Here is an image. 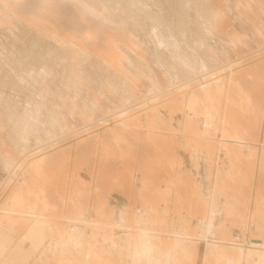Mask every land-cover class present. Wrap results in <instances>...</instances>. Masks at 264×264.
I'll return each instance as SVG.
<instances>
[{"label": "rangeland", "instance_id": "obj_1", "mask_svg": "<svg viewBox=\"0 0 264 264\" xmlns=\"http://www.w3.org/2000/svg\"><path fill=\"white\" fill-rule=\"evenodd\" d=\"M150 1L0 0V264H264V0Z\"/></svg>", "mask_w": 264, "mask_h": 264}, {"label": "bare ground", "instance_id": "obj_2", "mask_svg": "<svg viewBox=\"0 0 264 264\" xmlns=\"http://www.w3.org/2000/svg\"><path fill=\"white\" fill-rule=\"evenodd\" d=\"M35 1H37V0H35ZM107 0H80V2H81V4H82V6H80V8H79V10H81L82 12H84V10H85V7L84 6H91V7H93V8H95V9H99V10H105V11H107L106 12V15H108V16H111V17H108L107 16V18H111V19H118V21H119V19L121 18V20L123 19L122 17H125L126 18V21L128 20V21H130V23L132 22V23H135V21H137V20H139V19H141L143 16H149L147 13H149V12H147L150 8H148V7H146V9H144L142 6H141V3L142 2H140V0H125L126 1V5H125V3H121V4H124L125 5V7L124 8H122V11L120 12H118V10L120 9L121 10V8H117V9H115V10H117V12L116 11H113V10H110L111 9V7L113 8V4H112V2L111 1H109V2H111L110 4L109 3H107L106 2ZM119 2H121L120 0H118ZM124 1V2H125ZM152 1V0H151ZM151 1H150V3H151ZM173 1V0H172ZM171 1V2H172ZM175 1V3H176V0H174ZM113 2H115L114 0H113ZM178 2V1H177ZM189 2V4L190 3H192V4H195V5H199V7H201V9H199V12L198 13H200V10H201V14L199 15L201 18L202 17H205L206 19H210V16L212 15V13H211V9L209 8V6H208V4L206 3V1L205 0H179V2H178V4H179V6L181 5L183 8L182 9H185V5L187 4ZM29 3H33L32 1L31 2H29ZM28 3V4H29ZM35 3V2H34ZM158 3H159V1H158ZM174 3V4H175ZM208 3H209V1H208ZM38 4H41V3H38ZM38 4H36L35 6H37ZM112 4V5H111ZM155 4H157V2L155 3ZM171 4H173V3H171ZM173 4V5H174ZM30 5V4H29ZM28 5V6H29ZM44 5V4H43ZM109 5H111V7L109 6ZM115 5V4H114ZM117 5H119L118 3L116 4V6ZM135 5V6H134ZM144 5H146V4H144ZM27 6V8H30V7H28ZM31 6V5H30ZM32 6H34V5H32ZM48 6V5H47ZM115 6V7H116ZM121 6V5H120ZM120 6H117V7H120ZM156 6H158V4L156 5ZM178 5H176V7H177ZM187 6V5H186ZM42 7H44V6H42ZM41 7V5H40V8H42ZM46 7V6H45ZM135 7V8H134ZM145 7V6H144ZM188 8H189V6H187ZM190 7H191V4H190ZM193 7H194V5H193ZM196 7H198V6H196ZM32 8V7H31ZM33 8H35L37 11H38V8H39V6H38V8H36V7H33ZM39 8V10H41ZM46 8H49V7H46ZM178 8H180V7H178ZM177 8V9H178ZM188 8H186V9H188ZM34 9V10H35ZM52 9V8H51ZM196 9V8H195ZM6 10V9H5ZM35 10V11H36ZM43 10H45V8H43ZM47 10V9H46ZM49 10V9H48ZM48 10H47V12H48ZM72 10H73V8H72ZM156 10V9H155ZM179 10V9H178ZM197 10V9H196ZM51 11H53V9L51 10ZM86 11V10H85ZM183 11V10H182ZM72 12V11H71ZM160 12V11H159ZM37 13H41L42 14V12H37ZM44 13V12H43ZM74 12H72V14H73ZM90 13V12H89ZM104 13V12H103ZM180 13H182V12H180ZM180 13H178V14H180ZM185 13H187V12H185ZM185 13L183 12V14L180 16V18H179V21L177 22L178 23V25H173L172 23H171V21H169V18H168V22H166V24L168 23V26L167 27H169L168 28V30L166 31V29H165V32L163 31V33H162V35L160 36L161 38H159V37H157V38H159V40H158V43H159V46H163V47H165L166 46V48L167 47H174V50L176 51V52H178V54H181V56H180V60L179 61H181L184 57H186V52H185V50H186V46H185V44H184V42H185V40H186V35H187V29L188 28H186L187 26L185 25L186 23V20H185ZM45 14V13H44ZM71 14V15H72ZM102 14V13H101ZM152 14H157V13H155V11L152 13ZM177 14V15H178ZM53 17L54 16H56V18H57V15H58V17H59V13L58 14H51ZM74 15H75V13H74ZM91 15H93V14H91ZM104 15V14H103ZM161 15H162V12H161ZM164 15V14H163ZM163 15L162 16H159L158 14L156 15V19H155V22H153L154 23V26H156L157 27V24L159 23V22H161V19H160V17H163ZM166 15V14H165ZM173 15V14H172ZM15 16V15H14ZM153 16V15H152ZM168 16V15H167ZM179 16V15H178ZM72 17H73V15H72ZM104 17V16H103ZM113 17V18H112ZM151 17V16H150ZM169 17V16H168ZM174 17V16H173ZM60 18H61V15H60ZM70 18H71V16H70ZM75 18H77L76 16H75ZM102 18V17H101ZM149 18V17H148ZM166 18V20H167V17H165ZM164 18V19H165ZM73 19V18H72ZM174 19V18H173ZM198 19V18H197ZM24 20V19H23ZM73 20H75V19H73ZM77 20V19H76ZM153 20H154V18H153ZM172 20V19H171ZM176 19H174V21H175ZM188 20V19H187ZM211 20V19H210ZM117 21V20H116ZM150 21H152V20H150ZM192 21H194V20H192ZM204 21H205V19H204ZM209 21V20H208ZM26 22H28V20L26 21ZM25 22V23H26ZM115 22V21H114ZM146 23H147V21H145ZM164 22V21H163ZM162 22V23H163ZM189 22V21H188ZM75 23V21L73 22V24ZM77 23V22H76ZM122 23V22H121ZM128 24H129V22H127ZM126 23V24H127ZM149 23H151V22H149ZM161 23V24H162ZM201 23H202V20H201ZM209 23H210V21H209ZM27 24V23H26ZM93 24V23H92ZM97 24V23H96ZM205 24V23H204ZM5 25V24H4ZM76 25V24H75ZM94 25H95V23H94ZM135 26V24H132V26ZM137 25V24H136ZM141 25V24H140ZM164 25H165V23H164ZM202 25H203V23H202ZM208 25V24H207ZM13 26V25H12ZM26 26V25H25ZM97 26H99V25H97ZM159 26V25H158ZM211 26V25H210ZM3 27V26H2ZM76 27V26H75ZM81 27V26H80ZM166 27V25L164 26V28ZM203 27V26H202ZM17 28V27H16ZM24 28V27H23ZM33 28V27H32ZM82 28V27H81ZM135 28H136V26H135ZM137 28H139V26H137ZM141 28H143V27H141ZM152 28H153V24H152ZM25 29V28H24ZM38 30H39V28H38ZM130 30V29H129ZM132 30H133V28H132ZM140 30V29H139ZM143 30V29H142ZM157 30V29H156ZM155 30V31H156ZM211 30V29H210ZM222 30V29H221ZM7 31V30H6ZM40 31H41V29H40ZM135 31V30H134ZM154 31V32H155ZM137 32V31H136ZM202 32V31H201ZM211 32H213L212 30H211ZM11 33V32H10ZM22 33V32H21ZM40 33V32H39ZM53 33V32H52ZM152 33H153V30H152ZM54 34H55V32H54ZM64 34V33H63ZM189 34V33H188ZM41 35V34H40ZM53 35V34H52ZM159 35V34H158ZM205 35V34H204ZM211 34H209V36H210ZM213 35V34H212ZM37 36V35H36ZM56 36H58V35H56ZM206 36V35H205ZM14 37V36H13ZM19 37V36H18ZM41 37V36H40ZM156 37V36H155ZM57 38V37H56ZM156 38V39H157ZM203 38V37H202ZM21 39V38H20ZM39 39V38H38ZM37 39V40H38ZM41 39V38H40ZM201 39V38H200ZM59 40V39H58ZM77 40V39H76ZM188 41V40H187ZM16 42H18V40L16 41ZM155 42V41H154ZM189 42V41H188ZM80 43V42H79ZM83 43V42H82ZM108 43H109V41H108ZM7 44V43H6ZM157 44V43H156ZM11 45V44H10ZM30 45V44H29ZM28 45V46H29ZM94 45V44H93ZM197 45V44H196ZM203 45V44H202ZM19 46V45H18ZM74 46V45H73ZM185 46V47H184ZM188 46V45H187ZM208 46V45H207ZM207 46H205V47H207ZM7 47V46H6ZM78 47V46H77ZM92 47V46H91ZM195 47V46H194ZM201 48H202V46H200ZM204 47V48H205ZM14 48V47H13ZM26 48V47H25ZM51 48V47H50ZM188 48H189V46H188ZM23 49V48H22ZM28 49V48H27ZM68 49V48H67ZM73 49H75L74 47H73ZM81 49V48H80ZM209 49V48H208ZM31 50V49H30ZM53 50V49H52ZM83 50H85V49H83ZM88 50V49H87ZM164 50V49H163ZM189 50H190V48H189ZM194 50V49H193ZM201 50V49H200ZM203 50V49H202ZM47 51H48V49H47ZM50 51V50H49ZM81 51V50H80ZM97 51V50H96ZM108 51V50H107ZM170 51V50H169ZM187 51V50H186ZM17 52V51H16ZM27 52H29V53H31L30 51H27ZM87 52V51H86ZM85 52V53H86ZM158 52V51H157ZM165 52V51H164ZM22 53V52H21ZM49 53V52H48ZM74 53V52H73ZM172 53V52H171ZM196 53V52H195ZM23 55H24V53H22ZM35 54V53H34ZM40 54V53H39ZM50 54V53H49ZM53 54V53H52ZM81 54V53H80ZM97 54V53H96ZM173 54V53H172ZM175 54V53H174ZM20 55V54H19ZM25 55H26V53H25ZM175 55H177V54H175ZM191 55V54H190ZM1 56V55H0ZM27 56H29V55H27ZM34 56V55H33ZM32 56V57H33ZM41 56H42V54H41ZM84 56V55H83ZM179 56L177 57V58H179ZM21 57V56H20ZM25 57V56H24ZM23 57V58H24ZM31 57V56H30ZM40 57V56H39ZM79 57V56H78ZM81 57H82V55H81ZM80 57V58H81ZM162 57V56H161ZM160 57V58H161ZM172 57V56H171ZM191 57V56H190ZM193 57V56H192ZM22 58V57H21ZM29 58V57H28ZM35 58H36V56H35ZM38 58V57H37ZM40 58H43V57H40ZM48 58V57H47ZM177 58H175V59H177ZM182 58V59H181ZM186 58H189L188 56L186 57ZM14 59V58H13ZM159 59V58H158ZM169 59V58H168ZM189 59H191V58H189ZM188 59V61L190 62V60ZM10 60H11V58H10ZM17 60H19V59H17ZM22 60V59H21ZM32 60V59H31ZM44 60V59H43ZM47 60V59H46ZM60 60V59H59ZM101 60V59H100ZM160 60V59H159ZM30 61V60H29ZM36 61V60H35ZM39 61V60H38ZM53 61V60H52ZM166 61H167V59H166ZM168 61H172L171 60V58H170V60H168ZM184 61H186L185 59H184ZM13 62H15V60L13 61ZM28 62V61H27ZM31 62V61H30ZM30 62H29V65H30ZM40 62V61H39ZM44 62V61H43ZM47 62V61H46ZM55 62V61H54ZM173 62V61H172ZM188 62V63H189ZM8 63V62H7ZM18 63H19V61H18ZM22 63V62H21ZM33 63V62H32ZM31 63V64H32ZM37 63V67L39 68V63L38 62H36ZM52 63V62H51ZM59 63V62H58ZM158 63V62H157ZM181 63V62H180ZM192 63V62H191ZM198 63V62H197ZM26 64V63H25ZM42 64V63H41ZM72 64V63H71ZM187 64V63H186ZM194 64V63H193ZM192 64V65H193ZM204 64V63H203ZM1 65V64H0ZM15 65V64H14ZM17 65V64H16ZM19 65V64H18ZM24 65V64H23ZM28 65V64H27ZM79 65V64H78ZM157 65V64H156ZM173 65H175V62H174V64ZM182 65H183V62H182ZM13 66V65H12ZM24 66H26V65H24ZM35 66V65H34ZM161 66V65H160ZM180 66H181V64H180ZM186 67L188 66V68H189V65L187 64V65H185ZM184 66V68H186ZM202 66V65H201ZM201 66H196V68H198V70L199 69H201ZM41 67V66H40ZM76 67V66H75ZM194 67V66H193ZM5 68V67H4ZM19 68V67H18ZM21 68V67H20ZM44 68H45V66H44ZM51 68V67H50ZM49 68V69H50ZM203 68V67H202ZM31 69V68H30ZM46 69V68H45ZM48 69V68H47ZM181 69V68H180ZM194 69V68H193ZM19 70V69H18ZM33 70V69H32ZM186 70V69H185ZM188 70H191V69H188ZM187 70V71H188ZM196 70V69H195ZM195 70H191V71H195ZM204 70V69H203ZM202 70V71H203ZM74 71V70H73ZM182 71V70H181ZM3 72V71H2ZM21 72V71H20ZM23 72V71H22ZM24 72L26 73V71L24 70ZM30 72V71H29ZM44 72H45V70H44ZM172 72V71H171ZM183 72V71H182ZM199 72V71H198ZM17 73V72H16ZM32 73H33V71H32ZM48 73V72H47ZM46 73V74H47ZM178 73V72H177ZM196 73V72H195ZM10 74V73H9ZM22 74V73H21ZM29 74V73H28ZM42 74V73H41ZM172 74V73H171ZM183 74H185V73H183ZM182 74V75H183ZM188 74V73H187ZM25 75V74H24ZM37 75V74H36ZM48 75V74H47ZM174 75H175V73H174ZM179 75V74H178ZM186 75V74H185ZM194 75V74H193ZM13 76V75H12ZM18 76H19V74H18ZM30 76H32V75H30ZM30 76H29V78H30ZM34 76V75H33ZM32 76V77H33ZM44 76V75H43ZM187 76V75H186ZM23 77V76H22ZM40 77V76H39ZM185 77V76H184ZM189 77V76H188ZM17 78V77H16ZM19 78V77H18ZM25 78V77H24ZM38 78V77H37ZM41 78V77H40ZM48 78V77H47ZM92 78V77H91ZM182 78V77H181ZM25 80V79H24ZM29 80V79H28ZM18 81V80H17ZM21 81V80H20ZM23 81V80H22ZM21 81V82H22ZM35 81V80H34ZM37 81V80H36ZM15 82V81H14ZM25 82V81H24ZM18 83L16 82V85H17ZM24 84V83H23ZM38 86V85H37ZM48 86V85H47ZM153 86V85H152ZM109 88V87H108ZM37 89V88H36ZM24 90V89H23ZM55 90V89H54ZM108 90H110V89H108ZM70 92V91H69ZM57 95V94H56ZM41 97V96H40ZM51 98V97H50ZM39 99V98H38ZM108 101V100H107ZM3 103V102H2ZM10 106V105H9ZM38 106H40V105H38ZM33 107V106H32ZM114 107V106H113ZM35 108H37V104H36V107ZM38 109V108H37ZM34 111H36V109L34 110ZM33 111V112H34ZM26 115V114H25ZM31 115H32V113H31ZM29 118V117H28ZM36 118V117H35ZM24 119L26 120L27 118L26 117H24ZM20 120V119H19ZM31 119H28L27 121L29 122ZM26 121V122H27ZM28 122L26 123V124H21L22 125V127H21V129H20V131H21V134H23L22 136H24V137H26L25 135H24V132H25V134H29V132L30 131H32L31 130V128H27L29 125H28ZM37 122V121H36ZM45 122V121H44ZM53 123V122H52ZM29 124H31V126L33 125V123H31V121L29 122ZM42 124V123H41ZM34 127V126H33ZM40 127H42V126H40ZM17 128H18V126H17ZM19 128H20V126H19ZM41 129V128H40ZM33 130H36L35 128L33 129ZM37 130H38V128H37ZM43 130V129H42ZM41 132V131H40ZM44 132H45V130H44ZM47 132V131H46ZM50 132V131H49ZM41 134V133H40ZM48 134V133H47ZM45 135V134H44ZM20 135H18V137H19ZM21 136V137H22ZM46 136V135H45ZM50 137V136H49ZM26 139V138H25ZM25 139H23V140H25ZM39 142H41V141H39ZM23 144V143H22ZM16 147V146H15ZM18 148V147H17ZM25 149V148H24ZM26 150V149H25ZM36 160V159H35ZM40 162V161H39ZM38 163V162H37ZM214 204V203H213ZM214 206V205H213Z\"/></svg>", "mask_w": 264, "mask_h": 264}, {"label": "clouds", "instance_id": "obj_3", "mask_svg": "<svg viewBox=\"0 0 264 264\" xmlns=\"http://www.w3.org/2000/svg\"><path fill=\"white\" fill-rule=\"evenodd\" d=\"M147 233L141 231L140 241L138 245L133 249L132 256L136 259H142L144 264H154L157 260L155 249L150 245V243L145 242V237ZM165 261L170 262L172 260V253L163 254Z\"/></svg>", "mask_w": 264, "mask_h": 264}]
</instances>
